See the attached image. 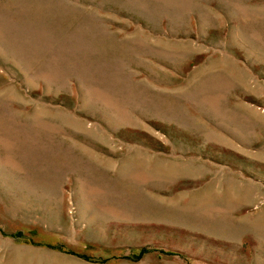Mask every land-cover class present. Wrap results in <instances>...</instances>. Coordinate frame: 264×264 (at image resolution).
Instances as JSON below:
<instances>
[{"label": "rangeland", "instance_id": "1", "mask_svg": "<svg viewBox=\"0 0 264 264\" xmlns=\"http://www.w3.org/2000/svg\"><path fill=\"white\" fill-rule=\"evenodd\" d=\"M0 264H264V0H0Z\"/></svg>", "mask_w": 264, "mask_h": 264}]
</instances>
